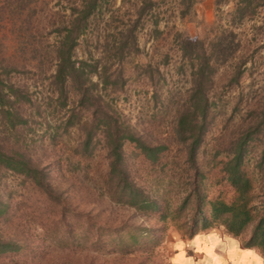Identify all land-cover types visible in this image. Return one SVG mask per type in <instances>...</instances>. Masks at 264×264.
<instances>
[{
    "label": "rangeland",
    "instance_id": "374dc122",
    "mask_svg": "<svg viewBox=\"0 0 264 264\" xmlns=\"http://www.w3.org/2000/svg\"><path fill=\"white\" fill-rule=\"evenodd\" d=\"M82 1L0 0V76L30 100L18 106L28 122L23 127L11 128L0 109V144L5 151L24 153L34 166L44 169L63 197L62 203H55L24 177L1 172L0 198L9 206V213L0 219V241L22 250L0 255V264H170L173 243L190 238L186 221L192 207L181 215L177 208L188 193L193 174L186 161V148L174 137L177 111L186 104L192 89L190 68L185 64L184 72L179 71L185 62L176 39L182 35L210 41L227 29L240 43L238 53L219 68L209 89L211 116L197 155L208 198L233 200L234 192L220 164L232 156L264 109V6L252 19L233 25L239 0H193L184 18L182 0H155L157 7L142 19L135 32V45L130 41L122 58L116 48L137 19L140 2L109 0L79 39L77 60L98 61L113 81L121 79L116 89L109 86L100 92L101 104L120 115L146 144L169 146L155 168L142 156L134 157L138 151L133 145L124 147L131 180L148 187L160 203L169 202L171 216L164 223L155 215L112 200L105 185L109 159L102 134L94 140L96 148L90 158L76 153L91 112L78 108L79 95L70 83L67 104L62 106L54 75L64 28L73 19V8ZM241 62L243 75L233 85L234 69ZM73 111L80 127L67 128ZM263 132L247 146L245 164L254 181L256 203L264 196ZM157 184L160 190L153 191ZM65 205L69 207L67 218L63 217ZM158 228L164 230L160 245L155 247L147 245L124 254L113 245L130 231L146 237L151 229ZM213 229L224 228L218 225ZM251 230L242 236L249 238Z\"/></svg>",
    "mask_w": 264,
    "mask_h": 264
},
{
    "label": "trees",
    "instance_id": "16d2710c",
    "mask_svg": "<svg viewBox=\"0 0 264 264\" xmlns=\"http://www.w3.org/2000/svg\"><path fill=\"white\" fill-rule=\"evenodd\" d=\"M140 6L137 11V19L123 35L124 40L116 53L123 58V54L130 41L135 45V32L142 19L157 7L155 0H138ZM109 0H83L80 5L72 10L73 19L68 27L64 28V35L57 48L58 63L54 75V83L58 87L61 105L66 106L67 86L72 84L79 95L78 108L91 112V120L83 127L85 136L76 153L81 157L90 158L95 152L94 140L100 134L104 137V143L108 150L109 171L105 185L114 202L127 205L137 212L152 214L157 219L166 222L170 218L169 202L160 203L158 197L151 194L148 187L144 188L131 180L128 169V160L125 153V145L130 143L137 153L134 157L142 156L152 168L157 167L166 152L167 145L151 146L137 137L130 126L124 123L117 113L109 111L101 104V94L109 86H118L120 77L113 81L112 75L107 74V69L101 67L98 61L89 63L76 59V50L79 39L89 26V22L98 11L103 9ZM194 4L193 0H182L183 10L181 18L187 16L189 9ZM264 6V0H239L232 15L231 23L242 24L247 19H252L257 14V9ZM236 35L231 30H223L213 40H192L189 37L179 35L176 39L178 52L184 65L179 69L184 72V66L190 68L192 89L186 104L177 111L174 137L178 145L186 148V161L193 174L189 182L188 193L177 208L179 215L192 207L191 214L186 221L189 237L206 232L215 226L223 227L228 234L241 237L251 228L246 246L257 248L264 255V196L257 199L254 193V181L245 169L247 146L255 141L258 134L264 131V109L237 143V148L226 161H221V173L225 181L232 188L233 200H225L220 197L210 199L204 191V174L201 175L197 164L198 151L204 144L208 132L212 104L209 98V89L213 85L214 77L219 68L226 66L240 50V43H236ZM244 62L235 67V73L231 83L238 84L243 71ZM96 78L95 81L93 78ZM103 84V87L100 85ZM112 88V87H111ZM116 89V87H114ZM27 95L14 85L6 84L0 76V109L7 124L15 129L26 126L27 120L21 116L18 106L29 103ZM75 111V110H74ZM67 119V128L80 127L77 125L75 112ZM264 133V132H263ZM249 147V146H248ZM264 160V153L262 154ZM2 171L11 172L24 177L38 189L43 191L47 198L55 203H62V196L55 191L44 169L34 166L24 153L18 151H5L0 144V174ZM153 191H159L158 184L152 187ZM160 193V192H158ZM156 196V197H155ZM68 206V205H67ZM63 206V217L67 218L69 207ZM9 213V206L0 198V219ZM175 218H180L176 216ZM161 230L151 229L146 237L139 236L133 231L128 233L125 239H117L113 245L120 253L130 254L134 250H141L147 245H160ZM145 242H144V241ZM70 245L71 243H67ZM21 247L12 243L0 241V255L21 251Z\"/></svg>",
    "mask_w": 264,
    "mask_h": 264
},
{
    "label": "crops",
    "instance_id": "0c3cea01",
    "mask_svg": "<svg viewBox=\"0 0 264 264\" xmlns=\"http://www.w3.org/2000/svg\"><path fill=\"white\" fill-rule=\"evenodd\" d=\"M247 241L224 229H211L176 240L170 264H264V255L257 248L247 247Z\"/></svg>",
    "mask_w": 264,
    "mask_h": 264
}]
</instances>
